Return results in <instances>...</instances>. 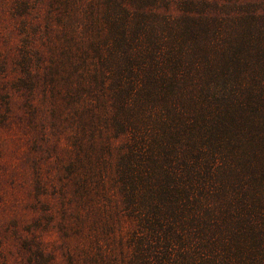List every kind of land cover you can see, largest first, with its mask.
<instances>
[{"label":"trees","instance_id":"trees-1","mask_svg":"<svg viewBox=\"0 0 264 264\" xmlns=\"http://www.w3.org/2000/svg\"><path fill=\"white\" fill-rule=\"evenodd\" d=\"M61 2L70 17L89 18V33L101 13L117 38L114 104L118 133L132 134V181L150 189L161 181L184 194L169 211L147 206L146 239L136 241L140 261L264 264V199L250 197L264 184V0L238 8L182 0V19L168 14L153 22L146 16L156 14L150 7L157 0Z\"/></svg>","mask_w":264,"mask_h":264},{"label":"rangeland","instance_id":"rangeland-1","mask_svg":"<svg viewBox=\"0 0 264 264\" xmlns=\"http://www.w3.org/2000/svg\"><path fill=\"white\" fill-rule=\"evenodd\" d=\"M56 1L0 0V264H143L136 241L146 239L147 206L169 211L184 194L132 181V134L118 133L114 104L117 38L101 13L89 33V18L70 17ZM178 1L157 0L148 22L182 19ZM186 1L238 8L253 0ZM250 197L260 203L264 184Z\"/></svg>","mask_w":264,"mask_h":264}]
</instances>
